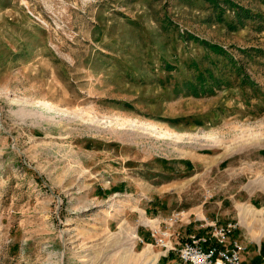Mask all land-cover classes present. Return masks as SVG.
I'll return each instance as SVG.
<instances>
[{"label":"rangeland","instance_id":"rangeland-1","mask_svg":"<svg viewBox=\"0 0 264 264\" xmlns=\"http://www.w3.org/2000/svg\"><path fill=\"white\" fill-rule=\"evenodd\" d=\"M205 221L264 264V0H0V264H183Z\"/></svg>","mask_w":264,"mask_h":264},{"label":"built area","instance_id":"built-area-1","mask_svg":"<svg viewBox=\"0 0 264 264\" xmlns=\"http://www.w3.org/2000/svg\"><path fill=\"white\" fill-rule=\"evenodd\" d=\"M208 233L187 237L179 247H169L164 238L161 245L177 250L183 264H242L243 247L237 241H228L238 224L233 221H205Z\"/></svg>","mask_w":264,"mask_h":264}]
</instances>
